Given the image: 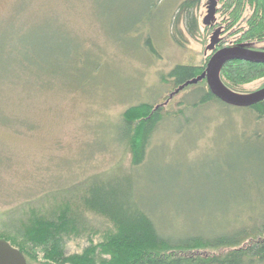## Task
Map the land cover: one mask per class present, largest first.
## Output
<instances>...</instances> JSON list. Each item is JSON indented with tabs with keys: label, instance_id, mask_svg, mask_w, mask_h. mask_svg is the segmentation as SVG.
<instances>
[{
	"label": "rangeland",
	"instance_id": "obj_1",
	"mask_svg": "<svg viewBox=\"0 0 264 264\" xmlns=\"http://www.w3.org/2000/svg\"><path fill=\"white\" fill-rule=\"evenodd\" d=\"M183 1L0 0V235L31 214L65 215L77 228L65 264L77 254L100 264L116 226L84 203L89 179L113 171L135 176L162 233L209 236L263 223L264 118L252 110L214 102L166 120L137 167L120 138L126 108L168 102L162 73L207 66L226 1L208 31L209 0H200L194 37L181 13L179 44ZM180 89L167 109L195 100L196 86Z\"/></svg>",
	"mask_w": 264,
	"mask_h": 264
},
{
	"label": "trees",
	"instance_id": "obj_2",
	"mask_svg": "<svg viewBox=\"0 0 264 264\" xmlns=\"http://www.w3.org/2000/svg\"><path fill=\"white\" fill-rule=\"evenodd\" d=\"M224 1L225 6L219 11L225 14L222 15L224 28L217 50L234 46L264 50V0ZM199 3L200 0L182 2L173 32L177 43L183 44L175 35L177 32L182 35V30L179 29L181 13H189L184 18L185 25L188 33L196 36L199 24L192 11ZM207 27L206 30L210 31L212 26ZM146 43L151 52L157 54L150 37ZM258 44L262 46L259 48ZM205 67L206 64L179 63L168 73L161 75V80L170 85L172 93L168 95L169 98H165L168 99V104L166 101L157 104L140 102L129 106L121 114L120 138L132 154L133 167L145 162L149 144L160 123L170 119L176 121L186 115L187 110L197 109L208 103L217 102L230 106L212 93L205 78L199 80ZM221 78L230 89L239 91L246 84L264 80V64L235 59L224 64ZM196 79L198 82H194ZM191 86H196V91L191 93L195 97L194 101L181 100L178 101L177 108H166L176 96V90ZM263 87L264 84L257 86L255 91ZM247 108L258 118H264V101ZM88 183L84 204L116 226L113 234L107 237L108 241L100 245L103 254L108 256L102 258L100 264H264V221L253 227H242L231 232L223 230L209 236L200 233H162L154 216L143 206L135 176L113 171L96 175ZM14 223L15 228L3 232L0 237L23 252L29 264L66 263L68 238H71V232H75L77 228L71 220L68 226L65 215L49 218L43 213L31 214ZM72 257L76 259L75 264H99L89 254Z\"/></svg>",
	"mask_w": 264,
	"mask_h": 264
},
{
	"label": "water",
	"instance_id": "obj_3",
	"mask_svg": "<svg viewBox=\"0 0 264 264\" xmlns=\"http://www.w3.org/2000/svg\"><path fill=\"white\" fill-rule=\"evenodd\" d=\"M218 0H209L207 5V15L203 19V24L206 26H212L215 24ZM222 29H216L212 33L210 44L207 47V51L212 55L209 59L206 70L199 78H205L208 83L209 89L218 99L224 103L229 104L232 107L247 108L264 101V87L254 92L242 93L237 90L230 89L223 79L221 78V72L224 64L238 60H247L253 63L264 64V51L253 50L244 46L223 47V49L217 50V46L221 41ZM198 82V80H194ZM0 264H29L27 258L23 252L14 247L11 242H8L5 238L0 237Z\"/></svg>",
	"mask_w": 264,
	"mask_h": 264
},
{
	"label": "flooded vegetation",
	"instance_id": "obj_4",
	"mask_svg": "<svg viewBox=\"0 0 264 264\" xmlns=\"http://www.w3.org/2000/svg\"><path fill=\"white\" fill-rule=\"evenodd\" d=\"M218 7H217V15H218ZM217 15H216V21H215V24L217 23ZM218 24V23H217ZM212 26H214V25H212ZM260 51H264V50H260Z\"/></svg>",
	"mask_w": 264,
	"mask_h": 264
}]
</instances>
